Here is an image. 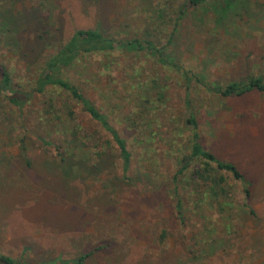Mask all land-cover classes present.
<instances>
[{"label": "rangeland", "instance_id": "obj_1", "mask_svg": "<svg viewBox=\"0 0 264 264\" xmlns=\"http://www.w3.org/2000/svg\"><path fill=\"white\" fill-rule=\"evenodd\" d=\"M169 4L177 0H0V72L10 91L29 95L15 107L0 91V256L13 264H73L80 256L86 257L79 264H264V92L190 93L200 145L236 167L249 197L228 176V192L218 199L204 186L178 185L182 219L173 209L171 177L189 136L182 127L184 94L172 76L161 107L127 129L140 110L130 87L159 78L154 66L129 56L120 67L115 57L91 56L63 74L125 141L131 158L124 175L116 152L101 147L106 137L84 114L75 108L70 127L78 138H69L64 115L45 112L31 93L42 60L72 31L140 34L155 28L153 11L167 14ZM213 17L203 7L188 9L166 51L220 85L263 75L264 0H247L220 25ZM170 30L154 29L159 46ZM85 134L99 144L98 157L81 145ZM59 158L74 165L65 176Z\"/></svg>", "mask_w": 264, "mask_h": 264}, {"label": "trees", "instance_id": "obj_2", "mask_svg": "<svg viewBox=\"0 0 264 264\" xmlns=\"http://www.w3.org/2000/svg\"><path fill=\"white\" fill-rule=\"evenodd\" d=\"M246 1L177 0L176 5L169 4L167 14L164 13V10L153 11L154 15H152L150 21L151 25L154 24L153 27L163 28L169 26L171 28L165 37L166 45L163 46H159L158 39L153 35L155 28L149 31H145L144 28V32L124 38L107 36L98 28L76 29L63 43L54 49L53 53L42 60L39 73L32 80L31 93L40 97V103L43 105L45 112H53L56 119H60V114L64 115V122H61L62 131L65 135L68 134L69 138H78L76 128L71 129L70 127L75 119V108L84 114L87 122L98 128L99 136L106 137V140H104L106 145H101V147H111L116 152L120 163V171L124 175L129 169L131 158L125 141L113 125L108 122L105 114L100 112L99 108L83 94L82 88L78 84L76 85L75 82L65 79L63 74L76 70L80 61L91 56H98L102 59L106 57L111 61L116 58L118 61L117 66L120 65V67L125 64L124 58H129V56L132 57V60H142L140 66L147 67L146 62L147 64L150 63L156 69V75H160V79L152 77L146 80H137L131 85L130 89L138 93L135 99L140 110H138L136 119L131 118L128 120L126 127L127 129L135 128L136 123L139 125L141 123L137 119L150 118L149 116H152L154 109L161 107V100L165 97L166 79L172 76L175 85H178L184 94L182 103L185 118L182 127L187 129L189 136L188 152L177 156L178 168L171 177L172 191L175 196L173 209L177 215L176 217L182 219V207L177 196L178 185H184L185 188L189 187L191 191L198 188V186H204L209 197L218 199L228 192L225 185L226 176H228L232 181L240 184L243 199L246 200L249 197V183L243 175L233 164L216 159L213 154L200 145L192 106L196 100L190 98V93L195 92L199 95L204 92L212 96L227 98L242 96L252 91L264 92V74H249L243 78H237L220 85L215 81H210L205 70L186 67L178 57L166 51L172 44L179 22L188 9L201 7L206 10L209 9L214 16L212 18L213 22L220 25L229 21L232 14L234 15L239 11ZM138 72L140 73V70L136 69L133 74L136 75ZM0 73L2 83L0 91L4 92V97L8 103L15 107H21L23 101L29 95L10 91L8 88V75L2 70ZM63 123H65L64 128ZM90 140L91 138L88 135H83L81 145L88 147V151L91 150L97 156L95 149L98 148L99 144H90ZM85 143H89V146H86ZM59 162L60 165L57 167L60 168L63 176L67 175V172L71 171L72 166H74L73 164L69 165L68 161L62 158H59ZM61 178L64 179L65 177ZM84 257L86 256H80L73 264H79ZM0 259L7 264H13L7 257L0 256ZM58 264L69 263L58 262Z\"/></svg>", "mask_w": 264, "mask_h": 264}, {"label": "water", "instance_id": "obj_3", "mask_svg": "<svg viewBox=\"0 0 264 264\" xmlns=\"http://www.w3.org/2000/svg\"><path fill=\"white\" fill-rule=\"evenodd\" d=\"M0 264H7V263L4 262L2 259H0Z\"/></svg>", "mask_w": 264, "mask_h": 264}]
</instances>
